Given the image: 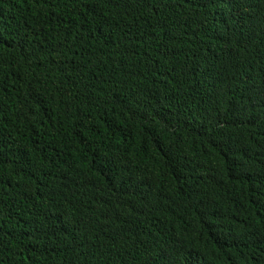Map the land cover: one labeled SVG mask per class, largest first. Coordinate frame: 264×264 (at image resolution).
Here are the masks:
<instances>
[{"label": "trees", "instance_id": "1", "mask_svg": "<svg viewBox=\"0 0 264 264\" xmlns=\"http://www.w3.org/2000/svg\"><path fill=\"white\" fill-rule=\"evenodd\" d=\"M0 264H264V0H0Z\"/></svg>", "mask_w": 264, "mask_h": 264}]
</instances>
